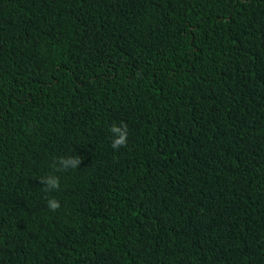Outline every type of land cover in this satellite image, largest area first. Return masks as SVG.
Here are the masks:
<instances>
[{"label":"trees","instance_id":"1","mask_svg":"<svg viewBox=\"0 0 264 264\" xmlns=\"http://www.w3.org/2000/svg\"><path fill=\"white\" fill-rule=\"evenodd\" d=\"M0 264H264V0H0Z\"/></svg>","mask_w":264,"mask_h":264},{"label":"clouds","instance_id":"2","mask_svg":"<svg viewBox=\"0 0 264 264\" xmlns=\"http://www.w3.org/2000/svg\"><path fill=\"white\" fill-rule=\"evenodd\" d=\"M112 136L111 147L113 149H119L127 145V125L121 122L120 126L113 124L109 129ZM81 163V159L78 157H61L58 159V167L62 170L76 169ZM41 183L44 185V191L58 190L60 187L59 177L55 175H48L41 178ZM47 206L50 210L56 211L60 208V203L55 198L47 200Z\"/></svg>","mask_w":264,"mask_h":264}]
</instances>
